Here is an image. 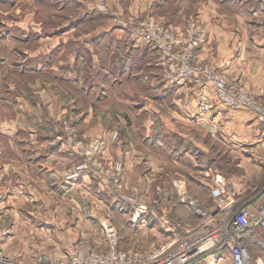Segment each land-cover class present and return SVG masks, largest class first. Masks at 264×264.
<instances>
[{"label":"rangeland","instance_id":"rangeland-1","mask_svg":"<svg viewBox=\"0 0 264 264\" xmlns=\"http://www.w3.org/2000/svg\"><path fill=\"white\" fill-rule=\"evenodd\" d=\"M118 1L96 0L92 3L82 2L83 4H81L78 3V0L75 2L72 0H40V2L23 0L18 4L20 8L16 9H13V6L3 7L0 1V40L2 38L1 31H4L2 26L16 27L18 25L26 28L24 34L22 33L25 43L18 42L16 38L9 41L12 49H15L12 53L14 55H11L12 59L15 58L13 61H18V66H15L16 62H12L7 57V51L0 43V61L5 62L3 68H0V95L4 97L5 101H10L9 105H4L6 102L0 103V113L4 114L3 117L9 114L8 125L14 126L12 133H4L0 137V195L3 197V201L0 203V232L4 233L1 242L3 251L17 264L46 263L60 255H54L56 249H64L69 245L83 244L101 249L104 246L102 223L105 221H109L116 229L121 250L144 254L154 246L165 243L163 241L165 235L163 236L162 233L170 224L166 219L175 224L177 221L179 222L176 224L177 226L173 225L170 230L179 240H182L186 235L192 234L201 221L204 224L209 217L213 216L212 214L217 208H220L219 205L210 213L198 207L196 198L186 195L181 199L180 204H185L189 208L186 210L182 208V212L178 207L170 215L163 214L164 217L156 208L161 204L163 197L162 181L170 184L171 178L177 177L181 171L188 172L189 175L197 173V166H193L194 161L187 156L178 155L175 150H172V147H178L177 135L169 136L166 141L167 144L162 146V149L157 146L152 150L153 152L151 151L154 158L152 166H147L145 162L141 163L142 168L148 169V177L142 181L138 182L137 180L135 183V179L132 180V164L124 161L123 154L125 151H120V157L114 156L113 149H116L120 143L123 147L125 145L130 147V143H136L134 136L142 135L144 132L140 129L133 130L130 126L128 127V124L131 120L135 123L139 122L138 125L144 121L142 117L136 116V113L138 109H143L145 101L150 99V97L147 99L142 97L144 93L141 92L145 87H142V90L137 89V91L133 88L128 90L122 88L121 90H127L124 91L127 96L114 103L108 100L101 101L100 104L97 103L95 96L99 92L98 90H95L94 96L90 99L77 94L75 91H71L69 96L64 93L65 84L59 81V77L65 78L70 74V70L75 75L80 73L81 78L84 77L82 83L86 82V79L87 82H98L100 78L98 75L102 74V61L93 60V58L96 59L98 55H101V50L104 49L99 46L100 48H94L89 56L86 55L88 52L87 44L98 35L97 27L101 25L100 21H97L98 19L95 18L94 22L86 20L77 30L66 36H71V40L67 38L66 50H63V41L66 38L62 40V43L59 41L64 36L59 35L64 31L63 27L72 24L73 21L74 23L79 21L81 12L89 13L91 10L104 15H111L113 18L109 20V23L123 31L124 36L122 38H124L125 43L129 44L135 40H140L137 39L138 35L135 28L140 23L149 20L135 21L131 20L132 18L119 15L118 11L114 12V7ZM220 1L218 0V2ZM258 4V0H250L248 8L255 11ZM81 5L86 8L81 9ZM99 5L106 7V10L104 12L98 10ZM18 9L19 12L17 13L16 10ZM247 19H243L245 24L251 26L257 24V18H250L248 22ZM223 20L225 21V18L222 17L221 22H224ZM197 21L196 18L187 19L179 31L174 30V28H169V30L175 34L183 33L189 24ZM239 21L240 19L233 18L229 22L237 25ZM259 21H262V25L264 24V18H259ZM199 24L201 23L199 22ZM19 32L21 31L19 30ZM205 36L206 33L204 38ZM29 40L31 41L28 42ZM56 41L62 45L60 47L58 45V47L63 52L58 54L55 60L49 59L55 50L52 51L51 46L45 48V45L54 44ZM33 42L40 44L42 49L41 55L35 57V61L40 60L41 67L40 69L38 67L39 70L35 71L37 74L35 73L34 76L26 75L30 72H25L24 75L23 72L18 71L23 59L16 58L17 50H24L26 47H30ZM69 44H71V52L73 51L71 54H69ZM78 45L82 46L77 47ZM151 50L152 53L160 57L155 50ZM70 56L73 60L72 64H70ZM1 57L7 58V61L2 60ZM43 63H46V68L42 66ZM28 64H32V61L29 60ZM204 65L212 67L209 64ZM142 66L137 67L135 72L146 69L143 71L144 73H161L162 78L164 66L160 65V68L153 66L151 67L153 69L150 70ZM111 68L112 65H108V70ZM118 68L119 65H116L110 72L115 73ZM44 69L46 70L43 71ZM220 75L224 76L223 74ZM226 81L229 82L230 80L226 78ZM54 83L57 86L56 91ZM132 84V81H127L123 85L129 87ZM115 90L117 93L120 92L117 86ZM139 96L140 98H138ZM113 99L115 97L110 95L109 100ZM17 100L19 101L16 102ZM156 101L153 99L151 104L154 108L157 107ZM148 102L146 105H149ZM204 102L211 106L217 104L216 101L213 105L208 100ZM202 114L209 116V114ZM116 116H120L122 121L124 120L122 116H124L126 122H122L121 126L115 124ZM166 116L165 110L162 115L160 112L159 114L153 113L154 132H161L159 123L161 117ZM2 122L4 121H1L0 124ZM131 125H133L132 122ZM4 126L1 125V127ZM261 128L263 129V127ZM215 131L214 135L221 142H211L212 149L217 153L229 154L232 152V148L235 147L230 144L229 137L225 136L227 140L224 141L219 137L222 132L216 128ZM130 134L133 136H129ZM231 134L233 135L232 132ZM158 135L156 134L155 137L159 138ZM9 142L11 143L9 144ZM21 142L23 144H20ZM34 142L35 144L39 143V145H34ZM141 144L143 146V143ZM143 149L146 150L144 146ZM169 151L173 152L169 153ZM247 151L252 153L250 149ZM48 155L54 158L50 160ZM24 156H28L33 161H38L37 163L41 161V165H43L42 163H50L56 169V178L44 176L42 179L41 175L47 174L45 167L41 172V167L36 168L31 162L27 169L26 164L22 163ZM201 158L202 154L199 152L196 159L199 161ZM248 163L250 165L256 164L253 157ZM208 164L210 165V163ZM218 164L222 166L223 169L220 170L225 174L240 173V169H243L242 166H239V161L229 163L227 160ZM175 173L177 176L174 175ZM168 174L169 176L173 175V177L164 178ZM42 182L46 184V187L49 184L51 187L54 185L53 190L40 188ZM144 182L146 183L144 184ZM142 183L146 185V188ZM257 198V195L250 194L245 200L249 201L246 204H251ZM240 205L244 206V201L236 203L233 209L240 208ZM190 207L199 210L201 212L200 217H205V221L193 218L189 210ZM144 208H147L146 211L149 212L150 220L152 224L154 223L153 225L150 224L153 231L148 232L147 228L142 227L135 237L133 236L134 230L130 228L127 220L137 217V215L140 218ZM128 213H131V217ZM182 221L187 225L183 224ZM251 230L250 235L252 237L263 238L262 230L255 227H252ZM248 249L250 255H262V250L256 243L252 245L249 243ZM262 260L264 261V259Z\"/></svg>","mask_w":264,"mask_h":264},{"label":"crops","instance_id":"crops-1","mask_svg":"<svg viewBox=\"0 0 264 264\" xmlns=\"http://www.w3.org/2000/svg\"><path fill=\"white\" fill-rule=\"evenodd\" d=\"M0 1L3 7L9 8V6H13V9H16L20 8L18 7V4L23 0ZM36 1L40 2V0ZM72 1L75 2L76 0ZM78 1V3L83 4L84 2L92 3L96 0ZM258 1L259 4L257 5V9L252 11L254 9L248 8L250 0H221L220 2H218V0H119L114 7V12L118 11L119 15H123L129 19L132 18L131 20L135 21L141 19L155 21L165 28H174V30L177 31L183 27L182 25L185 24L184 21L187 19H198L201 26L203 24L202 27L206 33L204 44L198 52L199 60L204 64L211 65L218 74H223L225 78L237 83L240 87L255 93L258 89L264 87V24L262 25V21H259V18H264V0ZM81 7V9H83L85 6L81 5ZM221 10H223V13H221ZM16 12L18 13L19 9L16 10ZM86 13L87 15H84ZM78 16L80 15L78 14ZM222 17L225 18V21L223 20L224 22H221ZM95 18L98 19L97 21H100L101 25L97 27L98 35L96 38L87 44L88 52L86 55L89 56V53H92L94 48L97 49L102 47V49H104L101 50V55H98L96 59L93 58V60L102 61L103 64L101 71L102 74L98 75V77H100L98 79L99 81H94L93 83L88 81V83L86 79L87 84L85 81L82 83L84 77L82 76L81 78V75H79L80 73L75 75L72 70H70V74L65 78L62 77L61 79L59 77V81L65 84V95L70 94L71 91H75L77 94L90 99L94 96L95 90H98L99 92L96 94L95 98L99 104L101 101L105 100L113 101V103L117 100L119 101L121 98L127 96L124 91H127L129 88H133L137 91V89L142 90V87H145L141 92L144 93L142 94V97L145 99L150 97L151 100L147 99L144 103V108L138 109L136 113V116L142 117L144 121H141V124L138 125L139 122L135 123L131 120L133 125H131L130 121L128 124V127L130 126L133 130L140 129L144 132L142 135L139 134L134 136L136 143H130V147H127V145L123 147L120 143L116 149H113V152L115 153L114 156L120 157V151H125L123 154L124 161L132 164L131 177L132 180L135 179L136 183L137 180L139 182L148 177V169L146 167L142 168L141 163L145 162L147 166H152V161L154 160L152 157V150L157 146L162 149V146L167 144L166 141L169 136L177 135L179 139V142L177 143L178 147H172V150H175V153H178V155H182L183 157L187 156V158L194 161L193 166H197V173H194L195 175H189L188 172L181 171L178 176L177 173L174 174L177 177L171 178L170 184L162 181L161 186L163 189V197L161 199V204L156 206L162 214L161 216H164L163 214L165 213L168 215L172 214L178 207H180V211L182 208H185V210L188 209L189 207L187 205L180 204L181 199H183L185 195L196 198L198 207L203 210L205 209L208 212H213L219 205L230 206L232 205V202L238 204L241 201H244V206L240 205L241 207H248L250 210L255 208L256 203L260 202L259 196L261 194L262 183L264 182V130L258 125L253 114L247 110L233 112L216 104L215 106H211L212 109L209 116L204 115L199 111L198 105L205 100H208L213 105L215 100L212 89H201L187 83L170 86L161 78V73H144L143 71L146 69L135 72V69L142 65V67L147 68L148 70L153 69L151 68L153 66L160 68L159 66L162 65L160 57L152 53V50L140 40H135L129 44L125 43L124 38H122L124 36L123 31L119 27L109 23V20H112L113 18L111 15H104L91 10L89 13L81 12V19L75 23L73 21L71 22L72 24L64 26V31L59 34L60 36L64 35L59 39L61 43L62 40L66 38V40L63 41V50H66L67 38L71 40V36H66H69L77 30L86 20L94 22ZM233 18L240 19L239 24L234 25L233 22L230 23L229 21ZM250 18H257V24L252 26L245 24L243 19H247L248 22ZM3 27L4 31H1L2 38L0 43H2V47L7 51V57L10 58L12 62H16L15 66H18V61H13L15 58L12 59L11 55H14L12 53H14L15 49H12L13 47L9 41L16 38L18 39V42L21 41L22 43H25L23 34L26 28L18 25H16V27L6 25L2 26V30ZM19 30L21 32H19ZM30 41L31 40L28 42ZM59 41H56L54 44L48 43L45 45V48H50L51 46L52 51L53 49L55 50L54 54L51 55L49 59L52 58L55 60L56 56L63 52L61 51V48H59L62 46L59 45ZM81 46L82 45H78L77 47ZM30 47H26L24 50L18 49L16 58L23 59L21 60L22 64L18 71L21 73L23 72L24 75L25 72H30V74L26 75L34 76L36 73L35 71H38L41 67L40 60L38 59L35 61V57L41 55L42 49L40 44H36L35 42H33ZM68 48L70 50L69 54L73 53V51L71 52V44H69ZM49 51L51 52V50ZM58 51L59 53H57ZM65 53H68V51H65ZM1 58L2 60L5 59V61H7V58ZM29 60L32 61V64H28ZM72 63L73 60L70 56V64ZM4 64L5 62L0 61L1 69ZM110 64L112 65V68L119 65V68L115 73L110 72L112 68L111 70H108V65ZM42 66L45 68L47 67L46 63H43ZM45 70L46 69L43 71ZM158 71L161 72L159 69ZM127 81H132L133 84L129 87H125L123 84ZM115 84L117 88L120 89L119 93L115 90ZM56 87L57 86L54 83L55 91ZM122 88H127V90H121ZM114 93H116V95H114ZM110 95H113L115 99L109 100ZM3 98L4 97L0 95V103L6 102L4 105H9L10 101H5ZM138 98H140V96ZM153 99L157 100L156 108L151 106ZM149 100L151 101L150 103L148 102ZM18 101L19 100L16 102ZM147 102L149 105H146ZM13 104H15V101H13ZM164 110L166 111L167 116L161 117L159 123L160 127L158 126L161 132L156 133L154 132L155 126L152 125L153 113L159 114L160 112L162 115ZM3 116L4 114L0 113V122L4 121L0 124V137L4 133L9 134L14 131V126L8 125L9 114H6L5 117ZM122 117L124 119L123 121L120 116H116L115 118L117 120L114 121L116 122L115 124L121 126L122 122L125 123V118L124 116ZM1 125L5 126L1 127ZM215 128L222 132V135H219L222 140L226 141L227 138L225 136L229 137L231 141L230 144L235 147L232 148V152L229 154L217 153L212 149L211 142H221L214 135V132H216ZM156 130L157 128L155 131ZM156 134H159V138L155 137ZM129 136L132 137L133 135L130 134ZM140 142L143 143L146 150L143 149ZM10 143L11 142H9V144ZM20 144H23V142ZM33 144L39 145V143L35 144V142ZM249 149L252 153L247 151ZM173 151H169V153ZM165 152L168 153V151ZM199 152L202 154V158L198 161L196 156ZM254 152L256 153L255 155ZM47 157L50 160L51 158H54L51 155H48ZM252 157L256 162L255 165H250L248 163ZM227 160L229 163L239 161V166L243 167V169H240V173L225 174L221 172L222 170L220 169L222 166L218 163ZM30 162L36 168L41 167V172L43 167H45L47 174L41 175L42 179H44V176L56 178V169L53 168L50 163H42L43 165H41V161L37 163L38 161H33V159L28 158V156H24L22 163L26 164L27 169ZM208 163H210V165ZM169 177H173V175L169 176L168 174L164 178L168 179ZM216 178L222 179L225 184V193L220 200L213 199L210 194L211 189L215 185ZM145 183L146 182H144V184ZM53 187L54 185L51 187L50 184L46 187L44 182L40 185V188L44 189L53 190ZM144 187L146 188V185H144ZM250 194H255L258 198L257 200L252 201L251 204L249 203V205L246 204L249 201L245 200ZM18 199L21 198L18 197ZM146 209L147 208H144L140 218L139 215H137L136 221L134 218H129V220H127V223L130 224V228H133L134 230L133 236L135 237L142 227L147 228L148 232L153 231V228L150 225L152 224V221L150 220L151 217ZM189 210L191 216L196 220L203 218V216L200 217L201 212H198V210H194L191 207ZM128 214L131 217V213ZM166 221L170 224L167 226V229L163 230L164 233H162V235H165L163 241L171 242L173 239H179L175 234H172V230H170L173 225L177 226L176 224L179 222L177 221L175 224L168 219H166ZM140 223L143 224L139 226L135 225ZM182 223L185 224L184 221H182ZM251 228L244 234L243 242L247 247L249 243L251 245L256 243V245L261 248L262 255L259 256L256 254L254 256L252 254L251 257L252 259L262 260L264 259V234H262L263 238L260 237V239L257 236L248 237V235L252 233ZM262 233L264 232L262 231ZM64 249H56L54 255L57 256L61 254ZM224 264H231V262L229 259H225Z\"/></svg>","mask_w":264,"mask_h":264},{"label":"built area","instance_id":"built-area-1","mask_svg":"<svg viewBox=\"0 0 264 264\" xmlns=\"http://www.w3.org/2000/svg\"><path fill=\"white\" fill-rule=\"evenodd\" d=\"M98 10L104 12L106 7L99 5ZM135 31L137 39L160 56L164 66L162 79L168 85L187 83L201 89L210 88L217 104L233 112H251L264 129V87L254 93L237 83L227 82L215 69L202 64L198 52L204 44L205 31L198 21L178 34L153 21L140 23ZM211 109L209 103L200 102L201 113L209 114ZM224 187L223 180L216 178L211 197L220 200ZM259 197L260 202L252 210L248 207L233 209L235 202L220 206L204 224L201 221L192 234L154 246L144 254L121 250L116 229L105 221L102 223L103 248L69 245L56 259L34 264H224L225 259L231 264H264L263 260L252 259L243 242L244 234L251 227L264 231V182ZM2 201L0 195V203ZM202 220L205 221V217ZM3 236L0 232V264H17L3 251Z\"/></svg>","mask_w":264,"mask_h":264},{"label":"trees","instance_id":"trees-1","mask_svg":"<svg viewBox=\"0 0 264 264\" xmlns=\"http://www.w3.org/2000/svg\"><path fill=\"white\" fill-rule=\"evenodd\" d=\"M251 236V235H248V237Z\"/></svg>","mask_w":264,"mask_h":264}]
</instances>
